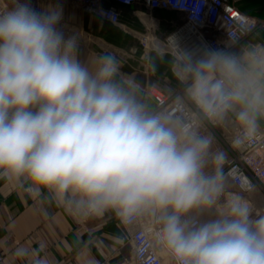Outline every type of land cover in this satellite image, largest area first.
<instances>
[{"label": "clouds", "instance_id": "1", "mask_svg": "<svg viewBox=\"0 0 264 264\" xmlns=\"http://www.w3.org/2000/svg\"><path fill=\"white\" fill-rule=\"evenodd\" d=\"M59 4L12 0L0 10V179L78 219L114 213L157 226L174 264H264V213L225 198V154L206 129L231 123L233 144L264 123V43L175 49L179 91L154 106L112 53L82 58ZM49 264L45 246H18Z\"/></svg>", "mask_w": 264, "mask_h": 264}, {"label": "crops", "instance_id": "2", "mask_svg": "<svg viewBox=\"0 0 264 264\" xmlns=\"http://www.w3.org/2000/svg\"><path fill=\"white\" fill-rule=\"evenodd\" d=\"M230 1L245 15L264 19V0ZM57 4L63 8L61 23L65 31H74L79 36L83 59L112 53L121 61V72L138 82L144 93L148 85L179 90L173 72L174 57L151 51L148 60L143 61L145 51L139 41L145 34L163 38L171 31L170 22L177 18V13L150 10L140 3L126 7L115 5L120 8L122 17L120 24L114 25L70 3L42 1L36 9ZM243 43H264V30L257 31ZM133 47H137L138 52L134 57H127L124 53ZM149 100L154 105V101ZM261 126L264 127V123ZM220 133L221 128L217 127L216 134ZM214 137L217 139L215 134ZM40 245L45 246L49 264H135L133 246L114 213L78 219L55 202L28 194L0 179V250L6 263L26 264L15 258V249Z\"/></svg>", "mask_w": 264, "mask_h": 264}, {"label": "built area", "instance_id": "3", "mask_svg": "<svg viewBox=\"0 0 264 264\" xmlns=\"http://www.w3.org/2000/svg\"><path fill=\"white\" fill-rule=\"evenodd\" d=\"M12 0H0V10L10 6ZM42 1H56L78 5L83 10L114 25L121 22L122 13L115 5L126 7L142 4L150 10H165L178 14L170 22L171 31L163 38L143 35L139 41L148 60L149 52L155 51L160 56L170 54L175 59V49L168 37L175 34L182 46L197 47L204 44L222 46L230 44L234 38L243 43L259 30H264V20L245 15L230 0H31L33 7ZM65 30V29H64ZM137 47L124 54L134 57ZM179 91V90H176ZM168 86L148 85L145 94L154 101V106L167 108L171 106L174 92ZM217 127L222 133H217ZM217 139L223 142L227 151L225 176L230 182L225 198L229 193L243 195L251 201L256 211L264 213V127L244 144L235 146L233 139L235 129L231 123L220 126H208ZM129 243L133 246L135 264H174L155 242L157 226L147 220L129 224L121 222ZM0 264H7L4 253L0 250Z\"/></svg>", "mask_w": 264, "mask_h": 264}, {"label": "rangeland", "instance_id": "4", "mask_svg": "<svg viewBox=\"0 0 264 264\" xmlns=\"http://www.w3.org/2000/svg\"><path fill=\"white\" fill-rule=\"evenodd\" d=\"M264 20V19H263ZM211 132V131H210ZM212 134H213V132H211ZM214 135V134H213ZM213 146H216V147H214V150H220V151H222V152H224V151H227V149L225 150L224 148H223V142H221V140H219V139H215L214 140V145ZM227 160V155L225 154V161ZM225 170H226V165H224L223 164V171H224V173H225ZM226 181H227V186H229L230 185V182H229V180L228 179H226ZM230 187V186H229Z\"/></svg>", "mask_w": 264, "mask_h": 264}]
</instances>
